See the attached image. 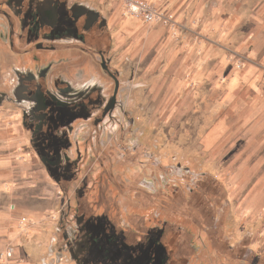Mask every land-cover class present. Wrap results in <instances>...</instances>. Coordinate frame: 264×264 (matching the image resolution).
I'll list each match as a JSON object with an SVG mask.
<instances>
[{
    "label": "crops",
    "instance_id": "1",
    "mask_svg": "<svg viewBox=\"0 0 264 264\" xmlns=\"http://www.w3.org/2000/svg\"><path fill=\"white\" fill-rule=\"evenodd\" d=\"M81 3L111 20L114 51L129 60L128 111L146 104L150 90L144 127L162 119L175 152V142L196 137L197 153L186 161L224 170L234 222L257 223L264 216V0H165L157 4L165 20H136V28H124L125 0ZM26 140L15 112L0 108V264H47L57 226L61 196Z\"/></svg>",
    "mask_w": 264,
    "mask_h": 264
},
{
    "label": "flooded vegetation",
    "instance_id": "2",
    "mask_svg": "<svg viewBox=\"0 0 264 264\" xmlns=\"http://www.w3.org/2000/svg\"><path fill=\"white\" fill-rule=\"evenodd\" d=\"M114 47L108 18L84 3L0 0V61L10 76L0 86V108L19 117L31 149L62 188L61 257L73 264H189L174 235L154 230L135 240L138 232L123 228L119 236L89 213L86 195L74 188L86 182L81 145L97 151L106 143L125 144L123 151L129 145L125 130L134 120L126 104L134 76L126 77L129 60Z\"/></svg>",
    "mask_w": 264,
    "mask_h": 264
},
{
    "label": "rangeland",
    "instance_id": "3",
    "mask_svg": "<svg viewBox=\"0 0 264 264\" xmlns=\"http://www.w3.org/2000/svg\"><path fill=\"white\" fill-rule=\"evenodd\" d=\"M139 24L129 18L124 28H136ZM4 59L0 61L1 87L10 79ZM152 83L153 79L147 85ZM139 85L143 87L144 82ZM123 97L127 100V96ZM152 97L148 90L146 104L142 101L137 106L134 102L129 107V115L135 122L130 125L128 133L125 130L124 141L129 145L124 150L127 151H123L125 144L117 146L114 142L111 145L106 143L99 151L90 144L86 149L81 145L84 166L80 177H85L86 182L74 188H80V192L86 195L84 202L89 213L102 218L105 224L114 225L119 234L123 228L138 232L133 233L135 240L154 230L162 231V235H174L181 248L179 254L187 255L189 264H264V216L251 225L244 224V221L234 222L231 191L225 184L224 170L220 175L217 168H204L194 161H186L197 153L196 137L179 138L180 142H175L179 151L175 152L169 146L171 140L165 134L162 119L153 117L152 123L144 127L143 111L147 120ZM121 133L114 134L112 140ZM26 136L27 146L33 151L27 133ZM81 140L84 145V139ZM199 174L210 179L204 178L203 183L191 185L197 181L194 175ZM50 181L62 196L61 186L51 177ZM162 196L164 199L159 202ZM65 204L60 197L57 226L47 264H73L69 256L59 255L63 225L60 215ZM73 214L71 211L70 217ZM255 236L257 240L253 242Z\"/></svg>",
    "mask_w": 264,
    "mask_h": 264
},
{
    "label": "built area",
    "instance_id": "4",
    "mask_svg": "<svg viewBox=\"0 0 264 264\" xmlns=\"http://www.w3.org/2000/svg\"><path fill=\"white\" fill-rule=\"evenodd\" d=\"M165 0H155V1H148V0H125L124 10H123V17L131 18L138 21H142L147 25H151L154 22L165 20L164 15L160 13L157 4L163 3ZM11 210L15 209V206L12 205ZM23 224L25 223L24 220L21 221ZM14 255V248H9L6 252L5 257L6 259H12Z\"/></svg>",
    "mask_w": 264,
    "mask_h": 264
},
{
    "label": "trees",
    "instance_id": "5",
    "mask_svg": "<svg viewBox=\"0 0 264 264\" xmlns=\"http://www.w3.org/2000/svg\"><path fill=\"white\" fill-rule=\"evenodd\" d=\"M194 177L195 178H197V179H194V180H197V181H195V182H191V185L193 184V185H195V184H197V183H203V179L204 178H206V180H207V178H209V177H207L206 175H202V174H199V175H194ZM210 179V178H209ZM214 183H216L215 181H214ZM198 188V187H197ZM192 190H194V189H192ZM163 196H166V197H168L169 198V195H164L163 194ZM163 196L161 197V198H159V202H161V201H163ZM165 204V203H164ZM171 205V204H170ZM164 207H166V205H163ZM244 261H246V260H244Z\"/></svg>",
    "mask_w": 264,
    "mask_h": 264
}]
</instances>
